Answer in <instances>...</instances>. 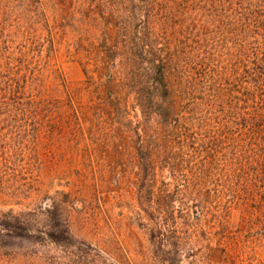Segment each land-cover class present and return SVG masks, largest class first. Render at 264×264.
Returning <instances> with one entry per match:
<instances>
[{
	"label": "rangeland",
	"instance_id": "obj_1",
	"mask_svg": "<svg viewBox=\"0 0 264 264\" xmlns=\"http://www.w3.org/2000/svg\"><path fill=\"white\" fill-rule=\"evenodd\" d=\"M0 264H264V0H0Z\"/></svg>",
	"mask_w": 264,
	"mask_h": 264
},
{
	"label": "trees",
	"instance_id": "obj_2",
	"mask_svg": "<svg viewBox=\"0 0 264 264\" xmlns=\"http://www.w3.org/2000/svg\"><path fill=\"white\" fill-rule=\"evenodd\" d=\"M147 45L145 48H143V50L146 51ZM120 66H124V67H128V64H125V59H120ZM160 62H150V65L153 66H157L158 69L156 70V72L158 73V81H157V87L160 91V94L162 96H165V99L163 101V104L157 103L154 100L147 99L146 102H148V104L151 105L152 110H156L155 114L161 119L163 118L165 121H162L161 123V129L166 131L167 133V137L170 135H174L175 132H177V130L179 131L182 128V122L180 123L178 120V117L180 113H183L182 109H184L185 107H183L184 105H178L175 101V97H171V93H170V88L168 86L169 84V80H168V75L174 71L175 76L180 77L181 80H183L184 82H176V86L177 88V98L179 99V101L182 103L188 102L189 99H187V96H189L191 94V89L189 87V81H187V74L188 72L186 71L185 67L182 68H178V67H172L171 70L170 69H166L165 67H161L156 65L159 64ZM133 63H131L132 65ZM119 67V65H118ZM126 70V69H125ZM170 85V84H169ZM155 88V85H152V87L148 88V91H151L152 89ZM149 97L152 96L151 92L148 95ZM109 102H112L111 99L109 98ZM186 105L188 103H185ZM151 109V108H150ZM168 115H171L172 118L171 119H167ZM177 117V118H176ZM162 119V120H163ZM183 117H182V121H183ZM165 149H161L160 152L163 153Z\"/></svg>",
	"mask_w": 264,
	"mask_h": 264
}]
</instances>
